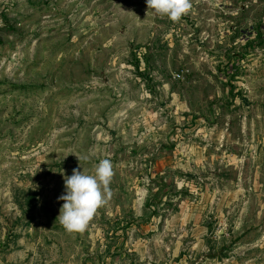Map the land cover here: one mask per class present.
I'll return each mask as SVG.
<instances>
[{
	"label": "rangeland",
	"instance_id": "374dc122",
	"mask_svg": "<svg viewBox=\"0 0 264 264\" xmlns=\"http://www.w3.org/2000/svg\"><path fill=\"white\" fill-rule=\"evenodd\" d=\"M190 2L0 0V264H264V0Z\"/></svg>",
	"mask_w": 264,
	"mask_h": 264
},
{
	"label": "clouds",
	"instance_id": "9594fccd",
	"mask_svg": "<svg viewBox=\"0 0 264 264\" xmlns=\"http://www.w3.org/2000/svg\"><path fill=\"white\" fill-rule=\"evenodd\" d=\"M148 9L155 15L179 22L191 9L190 0H146ZM79 159V158H78ZM114 176L110 159H102L93 175L73 170L65 178V194L59 197L64 203L58 220L68 234L84 233L111 196L110 184Z\"/></svg>",
	"mask_w": 264,
	"mask_h": 264
}]
</instances>
